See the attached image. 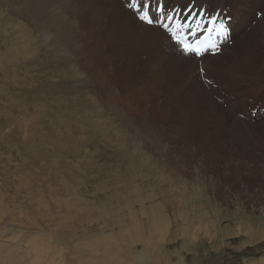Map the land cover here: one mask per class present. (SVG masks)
I'll use <instances>...</instances> for the list:
<instances>
[{
    "label": "rangeland",
    "instance_id": "obj_1",
    "mask_svg": "<svg viewBox=\"0 0 264 264\" xmlns=\"http://www.w3.org/2000/svg\"><path fill=\"white\" fill-rule=\"evenodd\" d=\"M23 1L17 0L14 4L5 1L10 6L0 3V264H18L21 260L28 263L27 259L33 258L32 251L35 249L27 242L30 243V239L33 241V237L37 238L35 244L40 241V247L49 244L47 248L42 246L41 252L54 254L58 251L53 255L54 259L63 264H264V118L257 120L247 113L249 108L264 101V44L262 37H256L251 30L258 19L254 16L244 28V35L250 33L249 36L259 42L253 39L245 43L248 50L251 49L249 60L243 59L245 49L238 57L234 51H220L224 61L220 67H212V71L216 72L210 70L206 75L217 88L207 89L204 86L198 74L199 64H202L196 60L198 64L194 63L186 70L175 69V65L169 63L157 66L165 69V73L162 71L164 74L159 75L165 80L159 82L158 91L155 89L158 98H153L144 86L142 92L138 91L148 101L144 112L149 115L148 119L151 117V123L147 125H141L134 111L139 109V105L131 104L135 114L125 113L122 101L114 109L106 104L101 91L99 93L92 88V96L106 111L103 109V113L116 119L118 128L121 127L125 135H122L125 143H128V148L123 147L125 144H120L114 137V142L118 144L110 148L116 152L122 146L127 154L132 153V166L130 162L122 163L116 157L115 161L105 159L103 154H110L111 149L103 148L101 138L92 137L89 140L91 132L75 127L80 120L67 119L66 114L70 110L84 111L78 106H69L67 100L71 97L82 103L83 87L76 96L73 89L52 95L51 92H41L37 96L34 92L42 82L50 80L35 78L39 71L37 64L34 63L35 67L33 63H28L27 69L11 66L8 74V59L16 54H26L23 46L18 48L22 38L15 39L19 29L17 25L27 24L24 26L30 30L32 27L33 20L31 22L22 13L20 17L16 15L18 9L26 7ZM55 3L49 8L55 11L54 23L58 20L55 28L59 23L65 24V18L68 22L74 20L75 24V16L68 14L72 17L67 18L63 14L68 12L64 4ZM42 4L45 6V2ZM246 4L245 0L240 1L238 20L246 21L245 13L251 12ZM257 12L263 14L264 5ZM60 14L62 17L65 15L64 19L60 18ZM72 21L66 22L71 26L69 29L74 26ZM8 23L15 24L11 27ZM32 31L29 36L32 35L34 41L36 32ZM9 37H12L11 40ZM119 40L120 43L122 40L121 44H126L121 34ZM14 48L19 50L10 52ZM32 50V57L35 58L37 50ZM142 52L135 53L136 57L131 61L134 67L125 65L130 60L120 61L117 58L118 64L113 68L111 77L127 84L128 81L123 78H154L151 71L156 66L148 65L147 55ZM238 61L244 66L242 71L247 78L228 87L231 72H226L233 66L231 63ZM3 65L6 69L2 68ZM77 68L83 70L80 66ZM68 69L73 70L69 66ZM137 73L141 76H135ZM52 80L60 84L69 78ZM132 86L141 87L142 83L136 79L132 81ZM244 86L249 90L245 95L241 91ZM32 87L34 89L29 91ZM59 95V100L53 98ZM220 97L223 102L217 100ZM172 98L177 100L174 103L176 107L164 110V100ZM53 101L59 104L58 109L49 106ZM156 105L161 107L166 119L153 113L152 108L156 110ZM200 113L204 114V121ZM205 114H212L211 119ZM141 115H144L143 112ZM125 118L134 120L125 125L122 123ZM179 130H184L183 135L187 130L184 139L177 132ZM84 135L89 144L72 143L70 140ZM87 149L91 154L85 153ZM91 160L93 165L89 169L85 163ZM101 164L106 166V170ZM128 164L134 169L141 166L144 170L127 175L123 170L125 167L129 169ZM150 169L162 170L163 177L175 183L171 193L164 192L170 202L163 201L162 193L156 195L158 190L149 187L153 177L146 175V170ZM97 171L102 172L99 174ZM139 179H143L142 185ZM155 197L161 199L163 208H156ZM204 229L208 234L205 235ZM23 252L27 254L19 255ZM54 264H57L56 260Z\"/></svg>",
    "mask_w": 264,
    "mask_h": 264
},
{
    "label": "bare ground",
    "instance_id": "obj_2",
    "mask_svg": "<svg viewBox=\"0 0 264 264\" xmlns=\"http://www.w3.org/2000/svg\"><path fill=\"white\" fill-rule=\"evenodd\" d=\"M5 1L10 2L11 4H14V3H16L17 0H0V3L5 4ZM193 1H194L195 6L200 7V6L204 5L205 7H209L211 11L215 10L216 8L228 11V15L232 16V18L230 20V27L232 29L230 36H231V39H234V42L229 47L228 46L222 47L221 50L224 49L223 52H225L227 50L228 51H234L236 53V55L235 54L234 55L236 57H238V56H240L239 53H242L245 49V54L243 56V59L249 60L251 49L248 50L247 45L245 43L253 40L254 38H251L249 36L250 33L249 34L247 33L244 35V32H245L244 28H245L247 23H250V21L252 19H254V16L256 14L255 11H257V10L260 11L261 7L264 5V0H245V2L247 3L246 8H250V11H251L250 13H247V12L245 13V16L247 17L246 21H242V20L237 19V16H238L237 14L240 12V10H238V8H239V4H240L241 0H193ZM43 2H45V6H43V4H42ZM55 2H57V3L62 2L64 4V6H65L64 9L66 10V12L67 11L68 12H67V14L63 13V11H64L63 10L61 13L68 16L67 18H71L72 16H75V19L77 20L75 24L73 23L74 20L73 21L70 20V22L72 21V23L74 24V26H72V28L69 29V27H71V26L68 23H70V22H68V20L66 18L65 19L63 18L65 15L62 17L61 14H60V18L62 17L64 19L63 21H65V24L61 25L59 23V24H57V27L55 28V23L58 22V20H57L54 23L55 11L49 10V8L51 9L52 4ZM164 2H165V0H164ZM166 2L168 3L169 6H175V5L184 6V5L189 3V0H166ZM6 4H7V6H10L9 3H6ZM6 4L4 6H6ZM23 4L26 5V7H24L22 5L24 8L21 10L18 9V5H17L16 8L19 11L18 10L16 11V12H18V14H16V15L18 17H20L21 13H22L23 15L27 16V18L31 22L33 20L32 27L30 30V29L25 27L27 24H23V25L21 24L20 26H19V24L17 25V28H19V29L17 30L18 32L16 33L17 34L16 38H15V36H13V39L14 38L15 39L22 38V39H20V43L18 44V46H19L18 48H20V46H23V49H24L26 54L25 55L16 54L15 57L8 59V61H9V64H8V72L9 73L8 74H10V67L11 66H13L15 69H16V67H23V68L27 69L28 67H26V66L28 63L37 64V69L39 71L37 72L38 76H35V78H49L50 79V80H48L47 83L42 82V85L34 92L35 93L34 95H37V96L41 92H43V93L45 92V94L46 93L49 94L51 92V95L52 94H61L65 89H68V90L73 89L75 92L74 95L76 96L77 92L83 87L84 93H82V94H84V96H82L81 99H84V100L82 101V103H80L78 100H75L76 98L72 99L71 97H69V99H67V100L69 101V106H71L73 108L78 106V107H80V109H83L84 111L70 110L69 114H66L67 119L70 118L72 120H77V119L80 120L79 123H76L75 127L76 128L77 127L82 128V130H85L84 128H86L87 131L91 132L90 138L88 137L89 140H91L92 137L101 138V140H102L101 143H102L103 148L104 149H111L110 154H107V153L103 154V155H105V159H109V160L113 159L114 161L118 159L122 163L123 162H130L131 163L132 161H130V159H131L130 155L132 153L130 154L128 152V154H127L126 149L125 150L123 149V147H125V146L128 148V146L126 145L128 143H125V137H124L125 135H124L123 131L121 130V127L118 128V126H117L118 123H116V121H115L116 119L114 120L113 118L109 117L110 115L107 117L105 116V114L102 111L104 109V108H102L103 105L101 107L99 101L96 100V98L92 96L91 92L93 91V89H95V91H97L99 93L101 91V95L103 94L105 99H106V102H107L106 104H108V106L114 107V109L116 108L115 105L122 101L123 102V104L121 102V104L123 105L122 111H125V113L131 112L132 114H135L134 112H132L133 111L132 109L134 108V107L132 108V106L135 103L137 106L139 105V109H134V111L137 112L136 115H137V117L140 118L139 121L141 122V125L143 123V126H144V124L147 125L150 122L151 117L148 119L149 115H147L145 113L146 111L144 112V110H146V109H144V107L146 106V103L148 101L144 96L138 94V91H141V88L144 86L150 90V92L153 95V98H154V96L156 98H158V96H157L158 94H155L156 93L155 89L157 88V91H158V87L160 85L159 82L160 81L164 82L165 78L164 77L160 78L159 75L164 74L165 69L163 66H160V67H157V66H159L161 64L169 63L172 65H175V69L182 68V69L186 70L188 67H192L194 65V63L196 64L197 62H201L202 68L204 69L205 74L209 75L210 70L212 71V67L213 68L220 67L221 62L224 61V59H225L224 57L220 56V54L222 52H220L216 55H213V56L206 55V56L202 57L200 60L195 59V57H193V56H184L180 52L179 47L173 41L169 40V38L164 34V32L162 30H160L159 28H157L155 26L145 25L141 21L136 19L134 17V14L125 7V5H124L125 3H122L121 0H78L76 2L74 0H24ZM45 7H46V9H45ZM89 8H90V10H89ZM243 9H245V8H243ZM47 10H49V11H47ZM57 14L58 13L56 12V15ZM68 14H70L72 16L70 17ZM6 19H9V18H6ZM255 19H256V17H255ZM59 22H61V19L59 20ZM66 22H68V23L66 24ZM13 24H15V23H13ZM13 24L8 23V26L12 27V26H14ZM251 30L253 33H255L256 37L257 36L262 37L263 43H262V41H261V43L264 44V15H262L261 18L256 20L255 26H253V28ZM31 31L36 32V39L34 41H32V37H31L32 35L29 36ZM247 32H248V30H247ZM120 34H121V38H123V41H125L124 43H126V44H121L122 40L120 43V40H119ZM14 35H15V32H14ZM239 35H242L241 36L242 38L237 37ZM124 37L127 38L128 40H126ZM11 38L12 37H9V40H11ZM254 40H256V39H254ZM5 43H6V41H5ZM252 43L254 44L255 42L252 41ZM258 44H259V42H258ZM31 47L33 49L37 50V54H34V56L37 55L35 58L32 57L33 50ZM18 48H14L10 52L16 53ZM128 48H131V49L125 50ZM124 50L126 51L125 54H124ZM139 51L140 52L145 51V53L144 52H142V53L147 55L146 56V63L152 67L156 66V68L159 70L158 71V70H156V68H154V71H151V73H153L152 75L154 76V78H123L124 81H128V84H127L125 82L119 81V78L111 77V74L114 73L113 68L118 64V60H116L117 58H120V61H124L122 59H125L126 61L130 60V63L128 62L125 65L126 66L131 65V67H134L135 65L131 61H132V59H134L133 57H136L135 53H139ZM21 54H22V52H21ZM28 55H30L31 57H29ZM114 61H116V62H114ZM239 61L231 63V64H233V66H231L229 68V71L227 70V72H226V74L231 72L230 77H229L228 87L234 86L235 83L239 84V83H241L242 79L246 80L245 78H247L246 73L242 71V68L244 66L239 65ZM240 62H242V61H240ZM243 64H244V62H243ZM5 66L6 65H3L2 68L6 69ZM68 66L72 67L73 70L70 71L68 69L69 71H67ZM77 66H80L81 69H83V70L80 71L79 68H77ZM35 67H36V65H35ZM129 69H131V68H129ZM226 69H227V67H226ZM162 71L164 73H162ZM212 72H216V71H212ZM232 74L235 75L236 77L233 76ZM135 76L139 77L141 75H140V73H137ZM157 77H159V78H157ZM52 78H65L66 80H68V78H69V80L67 82H61L60 84H56V82L53 81ZM136 79H139L140 82L142 83L141 87H133L132 86V81L136 80ZM222 80H224V79H222ZM239 88H240V85H239ZM33 89H34V87H32V89H30L29 91H32ZM256 90L259 91L260 88H257ZM241 91L244 93V95L249 92V90L245 86L242 88ZM182 92H184V91H182ZM69 94L71 95V92H68V95ZM175 96L178 98V100H180L178 95H175ZM53 98L59 100L58 98H61V96L59 95V96L53 97ZM190 98H191V96L189 97V99ZM203 98H205V97H203ZM47 99H49L51 101L50 98H47ZM198 99H200V98H198ZM175 101H177V100H175L173 98L172 99H165L164 100V106L162 108L164 110H168L169 108L170 109L172 108L174 110V107H176L175 106L176 104H174ZM202 101H203V99L201 100V102ZM209 103H210V101H209ZM131 104H133V105L131 106ZM196 105H198V104H196ZM49 106L51 108H54V109L59 108L58 107L59 104L55 103L54 101H53V103L49 104ZM153 106H154V104H153ZM185 106H186V104H185ZM104 107H106V105H104ZM188 107H190V106H188ZM153 108H152L153 113L155 112L156 114L159 115L160 118L163 117V119H166V115L160 109L161 107L159 108V106L157 107V105H156V107H155L156 110H154ZM149 109H147V110H149ZM186 109L188 110V108H186ZM190 109H192V108H189V110ZM203 109H205V108H203ZM106 110L108 111L107 108H106ZM182 110H184V109H182ZM218 110L220 111V109H218ZM104 111H105V109H104ZM142 112L144 115H141ZM215 112H218V111H215ZM91 113H93L95 116L91 115ZM184 113L185 112H183L182 116H184ZM203 113H200V114H203ZM170 114H171V112H170ZM136 115H135V118H136ZM158 115L155 117L157 118ZM205 115L211 119L212 114H210L211 116L208 114H205ZM182 116H180V117H182ZM188 116H190V115H188ZM192 116L194 117V115H192ZM204 118H205V116L203 114V121H204ZM127 119H128V117H127ZM127 119L125 118L124 121H126V122L123 121L122 123L125 125H129V123L132 120H134V118L132 120H127ZM181 119L182 118H180V120ZM182 120L184 121V119H182ZM136 121H133V122H136ZM153 121H154V119H153ZM183 121H181V122H183ZM185 121H186V118H185ZM218 121L223 122V121H221V119H218ZM188 122H190V121H188ZM137 125H139V122ZM145 127H147V126H145ZM119 129H120V131H118ZM183 131L184 130L177 131L180 134V136H182L181 139H184V137L186 136L187 130H185L184 135H183V133H184ZM114 132L115 133L117 132V133L112 134ZM84 133H86V132H84ZM119 133H120V136H119ZM122 135H124V136H122ZM114 137L118 138V142L120 144L121 143L125 144L123 147L120 146V148L118 150H116V152L114 149L110 148V146H112L113 144H118V143H116L117 142L116 140H115L116 142H114ZM86 139L87 138L84 135V137H78V138L75 137L74 139L71 138L70 140H72V143L81 142L82 144L84 143L86 145V143L89 144V142ZM101 140L98 139L99 142ZM130 145H132V144L130 143ZM94 146H93V148H94ZM90 147H91V145H90ZM195 148H197V147H195ZM136 149H138V148H136ZM75 150H77V149L75 148ZM82 150H83V148H82ZM186 150H189V149H186ZM87 151H89V152H87ZM85 153L91 154L89 149H87ZM74 157L76 158V156H74ZM191 157H192V154H191ZM98 162L100 165V161H98ZM92 165H93L92 160L85 163V166L88 167L89 169L92 168ZM131 165H132V163H131ZM131 165H129L130 166L129 169H127V167L124 166L125 168L123 170V173H126L127 175L130 173V175H133L132 172L135 171V173H136V170L137 171H143L144 170V168H142L141 166H136V169H134L132 167L133 165L132 166ZM80 166H82V165L80 164ZM101 167L106 170L105 165L101 164ZM83 169H84V167H83ZM146 171H148L146 173V175L148 174L149 177H150V175H152V177H153L152 182L149 185V187L153 190H158L156 192V195L159 192H161L163 201L168 200V202H170L169 201L170 199H167L169 196H165L164 192H166L165 190H167L169 193H171V190L173 187L172 185L174 182L172 183L169 180L170 178H168V177H165V176L163 177V175L161 173L162 170H160V169H150V170H146ZM100 172H102V171H100ZM100 172H98V173L101 174ZM139 175H140V177L142 176L141 174H139ZM98 176H100V175H98ZM135 178H137V177H135ZM139 180H140V183L142 185L143 179H139ZM101 184H103V183H101ZM136 185L137 184L135 183L134 187H136ZM131 187H132V185H131ZM99 188H101V187H99ZM103 188L104 187H102V189ZM108 188H110V187H108ZM97 189H98V187H97ZM153 194H154V192L152 193V195ZM169 195H171V197L173 196V194H169ZM146 198L150 199L149 196H147ZM189 198L187 197L186 199H189ZM153 199H156V201H157L155 203V205L158 207H156V208H159V209L163 208L164 204L161 205L163 203L162 201H160L161 199L159 200L157 197H155ZM194 199H195V196H194ZM186 202H187V200H186ZM139 204H140V202H139ZM152 207L155 208V206H152ZM165 207H167V206H165ZM131 216H129V217H131ZM203 232L206 235L207 230L204 229ZM30 241L31 242L29 243V241H28L27 244H29V245L31 244V246L34 247V249H35V251L32 249L33 250L32 253L34 252L33 258L29 259V260L27 259L28 263L24 260H21L18 262V264H40V262H44V264H54L55 260H56L57 264H63V263L59 262L57 259H54L55 256H53V255L56 253L58 254V251L55 252L54 254H50V252H44L43 253V252H41L42 250L40 249L43 246L42 245L40 247V241H38L39 242L38 244H35V242L37 241V238L33 237V241H32V239H30ZM48 245H47V247H48ZM43 247H46V246L44 245ZM50 251H51V249H50ZM53 251H56V250H53ZM26 254L27 253L23 252L19 255L22 256V255H26ZM21 256H20V259H22ZM58 259H60V258H58ZM18 260H19V258H18Z\"/></svg>",
    "mask_w": 264,
    "mask_h": 264
},
{
    "label": "snow or ice",
    "instance_id": "obj_3",
    "mask_svg": "<svg viewBox=\"0 0 264 264\" xmlns=\"http://www.w3.org/2000/svg\"><path fill=\"white\" fill-rule=\"evenodd\" d=\"M131 6L137 18L147 24L154 22L150 10L155 12L156 22H162L161 27L176 42L184 56L199 57L208 51L218 53L221 45L215 38L226 39L228 35V27L220 13L209 15L204 8H196L191 0L187 5L171 7L166 0H131ZM201 30L204 31L202 38L188 39L189 36L195 37Z\"/></svg>",
    "mask_w": 264,
    "mask_h": 264
}]
</instances>
